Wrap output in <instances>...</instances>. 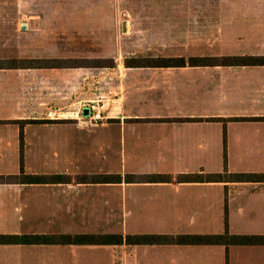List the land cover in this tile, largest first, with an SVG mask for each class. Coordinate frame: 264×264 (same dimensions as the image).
I'll use <instances>...</instances> for the list:
<instances>
[{
  "label": "crops",
  "instance_id": "0c3cea01",
  "mask_svg": "<svg viewBox=\"0 0 264 264\" xmlns=\"http://www.w3.org/2000/svg\"><path fill=\"white\" fill-rule=\"evenodd\" d=\"M11 1L0 14L24 0ZM89 1L154 26H128L138 34L111 60L67 54V26H0V176L11 177L0 234H205L246 197L264 221V64L189 62L264 56V0ZM36 39L52 47L40 53ZM21 173L64 178L20 183ZM105 260L264 264V244H0V264Z\"/></svg>",
  "mask_w": 264,
  "mask_h": 264
},
{
  "label": "rangeland",
  "instance_id": "374dc122",
  "mask_svg": "<svg viewBox=\"0 0 264 264\" xmlns=\"http://www.w3.org/2000/svg\"><path fill=\"white\" fill-rule=\"evenodd\" d=\"M83 1L35 0L34 6L31 7L24 0L20 7L12 4L3 5L0 26H21L22 22H27L28 26H67V28H73L71 31L68 29L67 33H70L69 36L74 39L67 40V54L104 55L109 56V60L112 56L124 55L123 46H126L128 40L138 34L135 31L128 32V26H154L153 24L139 23L137 15L130 17L121 13L97 14L89 0L85 5ZM35 44H37L40 53L43 49L49 50L52 47V45L49 46V41L43 43L41 39H36ZM44 44H46V48ZM51 44L58 45L53 42ZM59 47L63 49L62 45ZM24 49L25 46H20L21 51ZM246 198L250 199L251 197ZM249 199L241 198L239 204L236 200H232L233 206L226 208L227 228L230 234L264 233V221L254 218L250 214ZM224 218L210 223L207 228L210 230L209 233H224L226 230V218L225 220ZM123 227L124 225L120 224V232L123 231ZM107 263L105 260L104 264Z\"/></svg>",
  "mask_w": 264,
  "mask_h": 264
},
{
  "label": "trees",
  "instance_id": "16d2710c",
  "mask_svg": "<svg viewBox=\"0 0 264 264\" xmlns=\"http://www.w3.org/2000/svg\"><path fill=\"white\" fill-rule=\"evenodd\" d=\"M187 61L184 58H149V59H126L127 65H180ZM190 63H224V64H264V56H237L225 59H190ZM223 174L212 175V178H223ZM257 174H238L241 180H251L258 178ZM11 177L0 176V182L9 180ZM62 175H28L21 173L13 176V179L20 183H58L63 180ZM120 176L110 175L108 179L117 180ZM224 233H185L178 235L166 234H127L121 233H60V234H0V244H264V234H230L227 228Z\"/></svg>",
  "mask_w": 264,
  "mask_h": 264
},
{
  "label": "water",
  "instance_id": "95a60500",
  "mask_svg": "<svg viewBox=\"0 0 264 264\" xmlns=\"http://www.w3.org/2000/svg\"><path fill=\"white\" fill-rule=\"evenodd\" d=\"M21 27L23 28V29H25V28H27L28 27V23L27 22H22L21 23ZM84 114L85 115H89L90 114V108H85L84 109Z\"/></svg>",
  "mask_w": 264,
  "mask_h": 264
},
{
  "label": "built area",
  "instance_id": "2783aa9c",
  "mask_svg": "<svg viewBox=\"0 0 264 264\" xmlns=\"http://www.w3.org/2000/svg\"><path fill=\"white\" fill-rule=\"evenodd\" d=\"M99 117H100L99 114L94 115V119H98Z\"/></svg>",
  "mask_w": 264,
  "mask_h": 264
}]
</instances>
